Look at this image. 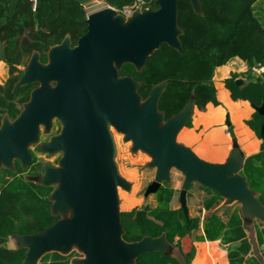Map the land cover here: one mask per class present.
<instances>
[{
	"label": "water",
	"instance_id": "1",
	"mask_svg": "<svg viewBox=\"0 0 264 264\" xmlns=\"http://www.w3.org/2000/svg\"><path fill=\"white\" fill-rule=\"evenodd\" d=\"M77 1L85 5L94 0ZM191 2L199 12V0ZM155 4L157 9L149 6L127 19L108 5L87 15V32L75 46L66 35L48 51L47 64L40 62L38 51L30 57L17 85L37 81L45 86L32 91L11 125L4 119L0 127V164L12 158L29 163L28 145L37 138L40 124L50 125L52 117L58 116L62 131L46 148L63 150L64 155L61 167L45 169L43 183H59L49 197L53 212L60 214V209L71 207L73 214L61 217L42 232L12 236L22 238L19 245L28 248L23 264H37L46 252L67 253L66 249L74 244L85 254L81 264H133L146 252L169 253L165 233L135 242L122 237L118 186L128 187V183L119 175L113 158L111 126L154 157L157 177L146 194L155 193L163 181H170L172 167L184 173L179 201L187 220V190L194 181L230 201L240 200L245 214L264 219V205L239 173L241 164L232 158L226 163L207 162L177 141L178 131L190 117L192 102L165 120L158 100L166 82L154 86L143 100L137 91L139 83L131 76H119L118 70L125 62L141 69L161 43L182 51L177 0H155ZM254 64H258L255 58ZM50 81L56 85L48 86ZM235 82L242 85L244 80L237 78ZM258 110L264 114V106ZM227 124L232 134L230 122Z\"/></svg>",
	"mask_w": 264,
	"mask_h": 264
},
{
	"label": "trees",
	"instance_id": "2",
	"mask_svg": "<svg viewBox=\"0 0 264 264\" xmlns=\"http://www.w3.org/2000/svg\"><path fill=\"white\" fill-rule=\"evenodd\" d=\"M134 1L105 0L116 9ZM256 1L199 0L200 11L197 12L191 0H177L182 51L161 43L146 58L141 69L125 62L118 70L119 76H131L138 82L137 91L143 100L148 98L154 86L166 82L158 100V108L165 120L184 110L190 102L200 110L210 102L219 104L213 82L218 66L234 57L251 66H254L255 58L264 66V25L255 13ZM145 3L153 9L158 8L155 0H145ZM87 15L85 5L77 0H38L35 9L33 0H0V59L9 67L6 84H0V119L7 114L15 120L39 83L18 86L23 75L19 66L27 65L34 51L39 52L40 62L46 63L50 48L61 43L66 35L70 36L71 44L76 45L87 32ZM237 77L238 74H231L225 84L234 100H249L256 108L246 122L263 140L261 151L246 158L240 174L264 205V134L261 132L264 114L258 110L264 106V83L257 77L237 85ZM48 189L49 186L44 184L14 181H8L0 188V264H23L25 259L28 248L23 245L8 247L9 237L42 232L61 218L51 208ZM175 192L176 189L164 182L155 192L156 206L145 204L121 211L126 240L165 233L170 244L180 250V256L160 250L146 252L133 264H191L195 247L190 244L185 250L181 239L201 228V218L187 220L181 206L173 207ZM221 199L216 191L205 199L204 208L209 212L203 219L204 234L194 238L221 239L228 249V264H261L257 259L246 258L251 242L240 209H235L227 222L211 211ZM258 240L263 242V234H258ZM77 253L73 250L69 253L46 252L37 264H72Z\"/></svg>",
	"mask_w": 264,
	"mask_h": 264
},
{
	"label": "crops",
	"instance_id": "3",
	"mask_svg": "<svg viewBox=\"0 0 264 264\" xmlns=\"http://www.w3.org/2000/svg\"><path fill=\"white\" fill-rule=\"evenodd\" d=\"M254 9L256 15L262 19L263 22H261L264 25V0H257L254 3ZM3 63L6 65L5 62ZM233 73L238 74L237 78L244 80L243 84L257 77H260L264 83V66H259L258 64L251 66L239 57H234L226 64L218 66L213 76V82L217 90L219 104L215 105L210 102L204 110H200L197 106L192 105L190 117L187 120V122H190V125L188 126L185 123L180 128L177 133V141L194 151L202 160L210 163H226L232 158L236 164H241L240 173L246 158L261 151L263 140L246 122L252 118L256 108L249 100H234L231 96V91L225 84V80ZM227 121L230 122V126L232 127V134L229 131ZM172 179L171 186L176 189L174 201L177 194H180L179 185L183 183L185 175L180 174L174 176ZM214 194V189L204 188L203 184L197 181L192 182L187 190V205L191 214L190 217L201 218V228L196 231L197 234H194V237L204 234L203 219L209 212L204 208V201ZM254 194L257 197L255 191ZM198 198H202V201L196 206ZM136 205L133 207H136ZM179 206L181 205L173 207ZM133 207H122V211L130 210ZM196 207L202 209L203 216H200V212L193 214ZM242 207L243 204L240 200L235 199L230 201L228 198L222 197L211 211L227 222L232 212L235 209H240L247 237L251 242V250L246 258L257 259L261 264H264V219L255 214H245L242 211ZM222 210L223 212L227 211L226 217L221 214ZM250 224L254 229V233H249L248 231L247 226ZM260 233L263 234V242L258 240V234ZM253 237L255 240L252 239ZM9 238L10 241H14V237ZM176 239H179V237ZM191 245L195 247L191 264L229 263L228 249L222 244L221 239L197 240L194 238L191 241ZM8 247L15 248L16 245ZM176 247L179 248L178 246Z\"/></svg>",
	"mask_w": 264,
	"mask_h": 264
},
{
	"label": "rangeland",
	"instance_id": "4",
	"mask_svg": "<svg viewBox=\"0 0 264 264\" xmlns=\"http://www.w3.org/2000/svg\"><path fill=\"white\" fill-rule=\"evenodd\" d=\"M108 7V4L105 0H94L90 3L85 4V9L87 10L88 14L99 11L103 8ZM260 21L262 19L258 17ZM263 22V21H262ZM31 58L29 59L27 65L21 66L20 68L25 71L27 66L30 63ZM3 60L0 59V80L3 82L4 78L8 76V65L1 62ZM55 81H50L48 86H55ZM45 85L39 83L37 88H42ZM7 117V116H6ZM8 124H12V121H7ZM162 126V123H161ZM63 128V123L58 116H54L51 119L50 125L40 124L38 130V136L35 140L29 143L28 150L31 154V161L29 163L23 162L20 158H12L9 162L2 161L0 164V188L2 185L7 183L8 181H14L16 183H36V184H44L43 183V176L45 174V169L49 167H61L60 160L64 155L63 150H48L46 145L53 140L56 136H58ZM114 144H115V154L113 156L114 161L117 165V170L119 175L128 183V187L119 185V208L122 211V207L124 208H131L133 206H144L145 204H149L150 206L156 205V195L153 192L146 194L149 186L156 180L157 177V165L154 164V157L147 151L143 150L142 148L135 147L134 142L132 139H126L125 134L121 131H118L114 126L110 128ZM19 168V169H18ZM21 168V169H20ZM184 174L181 170L176 167H172L170 170V181H163L172 184L173 177ZM181 183L180 190L182 188ZM59 185L58 182L50 183L48 193L52 196V192L57 188ZM204 188L210 189L203 185ZM179 195L175 197L173 201V206L180 205ZM199 197V196H198ZM202 198H198L196 200V206L201 203ZM62 218L71 217L73 214V210L71 207H66L59 210ZM200 212V216H203L202 209L196 207L193 214ZM227 211L222 210V215L226 217ZM206 214V213H205ZM189 215L190 212H189ZM249 233H254V229L252 225H248ZM125 231L122 233V237L124 240ZM194 234L196 235L197 232L191 236H185L181 239L183 244V248L188 250L190 248L191 241L194 239ZM145 237V236H144ZM137 240H126L127 242H135L141 241L143 238ZM10 239V238H9ZM14 241L8 240L7 245H19L23 242V239H15ZM253 240L254 237L252 238ZM167 240V238H166ZM252 240V241H253ZM167 245L169 246L170 250L169 253L180 256V250L174 244H170L167 240ZM78 252L73 260L72 264H81V261L85 258V254L82 249L74 244L70 248L66 249L65 252L69 253L71 251Z\"/></svg>",
	"mask_w": 264,
	"mask_h": 264
},
{
	"label": "built area",
	"instance_id": "5",
	"mask_svg": "<svg viewBox=\"0 0 264 264\" xmlns=\"http://www.w3.org/2000/svg\"><path fill=\"white\" fill-rule=\"evenodd\" d=\"M38 0H33V8H36ZM146 6L145 0H135L132 4L126 5L121 9H116V11L124 16L126 19L130 18L136 12H142L144 9L148 8ZM259 65V64H258ZM261 66V65H259Z\"/></svg>",
	"mask_w": 264,
	"mask_h": 264
},
{
	"label": "flooded vegetation",
	"instance_id": "6",
	"mask_svg": "<svg viewBox=\"0 0 264 264\" xmlns=\"http://www.w3.org/2000/svg\"><path fill=\"white\" fill-rule=\"evenodd\" d=\"M78 41V40H77ZM76 44H77V42H76ZM71 46L73 47V45L71 44ZM75 46V45H74ZM49 62V59H48V61L46 62V63H43V64H47ZM21 66H19V68H20ZM23 70V69H22ZM23 73H24V70H23ZM8 77H9V67H8V76H7V78L6 77H3L4 78V81L2 82L1 80H0V84H2V85H5L6 84V81H7V79H8ZM39 85V83L37 84V86ZM37 86L35 87V88H37ZM34 88V89H35ZM30 98H31V96H30ZM24 105L25 104H23V109H24ZM22 109V110H23ZM22 112V111H21ZM7 116V117H6ZM4 118H8V120L9 121H14V120H11L10 119V117L7 115V114H5V115H3L2 116V118L0 119V127H1V125H2V123H3V121H4Z\"/></svg>",
	"mask_w": 264,
	"mask_h": 264
},
{
	"label": "bare ground",
	"instance_id": "7",
	"mask_svg": "<svg viewBox=\"0 0 264 264\" xmlns=\"http://www.w3.org/2000/svg\"><path fill=\"white\" fill-rule=\"evenodd\" d=\"M118 192H119V187H118Z\"/></svg>",
	"mask_w": 264,
	"mask_h": 264
}]
</instances>
